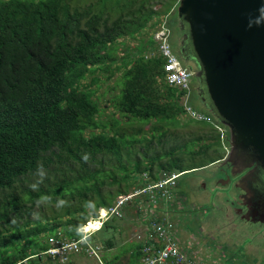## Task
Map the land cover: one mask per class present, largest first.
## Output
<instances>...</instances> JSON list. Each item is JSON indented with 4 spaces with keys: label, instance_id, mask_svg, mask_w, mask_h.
Wrapping results in <instances>:
<instances>
[{
    "label": "trees",
    "instance_id": "trees-1",
    "mask_svg": "<svg viewBox=\"0 0 264 264\" xmlns=\"http://www.w3.org/2000/svg\"><path fill=\"white\" fill-rule=\"evenodd\" d=\"M176 2L0 0V264L39 258L56 229L77 238V228L139 184L142 172L154 178L162 169L181 172L221 158L216 153L222 138L215 131L220 123L209 109L200 111L213 120L195 121L209 126L194 127L188 138L146 155L151 142L172 136L168 130L185 115V90L164 81L152 37ZM134 37L138 43L127 46ZM114 72L118 90L107 102L118 116L110 112L102 121L106 104L92 98L91 85L99 87ZM186 118L184 125L194 124ZM188 141L197 148L186 149ZM136 144L139 158L131 156ZM209 152L215 157L202 165L171 162L175 153ZM41 164L42 181L36 175ZM44 195L51 203L37 204ZM61 199L67 203L58 207ZM87 201L94 209L85 207Z\"/></svg>",
    "mask_w": 264,
    "mask_h": 264
},
{
    "label": "rangeland",
    "instance_id": "rangeland-1",
    "mask_svg": "<svg viewBox=\"0 0 264 264\" xmlns=\"http://www.w3.org/2000/svg\"><path fill=\"white\" fill-rule=\"evenodd\" d=\"M176 5L177 2L173 5L169 13L162 18L159 26H156V30L152 33L154 39L161 33L166 37L169 34L168 32H170L174 39L180 35L179 23L176 17ZM137 43L138 40L136 37L126 39L127 46L134 47ZM119 52L122 53V50H119ZM189 64H192L193 70L196 69L193 68L196 63L189 62ZM117 74V72H114V75L110 79L100 81L99 87H97V85H91V89H93L92 98L98 100L99 105H101V103L106 104L101 109L102 112H100L99 116L102 121H105L110 116V112L118 116L117 113L113 111L110 102H107L118 90V87L114 84V79ZM85 80L89 82L88 77ZM191 84L192 88L189 89L187 95H185V93L182 95L181 103L182 101L185 102L186 100L187 102L191 99L190 103L194 109L204 111V108L202 105H199L195 96V87L198 86V80L195 76L191 77ZM111 86H113V88L110 89L109 87ZM104 99L106 100L104 101ZM186 117L188 116L183 114L180 115L179 124L173 127V129L171 128L168 130V133H173L172 136L167 135L165 139L162 140V143L158 144L154 139L151 142L150 149L146 151V155L149 156L154 152L158 153L160 152V147L164 150L188 138L189 134L196 130L193 129L194 127L199 126L204 128V126L210 125H208V123L205 125L202 122H195L197 120L193 119L192 121H194V124L184 125V121L186 122L187 119ZM135 125L133 126L134 128L136 127ZM219 125L215 127V131H217L222 138L223 146L217 148L218 151L216 154L222 157L225 154V148H227V143L224 140L226 139V128L221 124ZM147 126L148 125L142 126V131L139 135L143 136ZM192 146L193 143L191 141L186 142V149ZM193 148L196 149L197 146L195 145ZM140 150L139 144H136L131 156L133 158H139L137 152ZM211 155L215 157L212 152H209L208 155L203 154L199 156L175 153L172 157L173 161L171 160V162L173 164H179L181 168H188L207 163L213 158ZM219 159L200 167L183 170L174 179V186L172 188L174 200L168 201L173 205L169 209L170 212L167 218L175 226V236L179 247L187 253L194 254L203 264H264V224H246L243 221L236 220L232 216L226 201L232 198L230 197L232 191L230 194L229 187L225 185L226 180L223 178V174L216 171V165ZM160 162H163V160ZM153 171H155L154 166ZM163 171L170 173L176 172L177 169H162V172ZM162 172H157V174H161ZM136 185L138 184L133 185L129 189ZM124 207L125 206H122L120 211L126 208ZM111 219H116V217H112ZM98 233L99 231L97 234ZM132 233L133 230L131 231V229H127L124 232L121 230L119 233L114 234V239L121 241V243H123L122 248H124L129 246L128 244H130V242L127 241L125 243V241L131 238ZM122 248H115L114 253L120 252ZM101 252L102 251L99 250L96 256L86 255L82 252H80L82 254H78L79 256H75L77 253L72 254L74 255H71L73 260L70 261V263L68 261L67 264H111L105 259L106 254L102 253L104 257L100 254ZM135 260L134 256H131L127 264H134ZM26 264H57V262L50 260L43 253L40 254L39 258L32 257Z\"/></svg>",
    "mask_w": 264,
    "mask_h": 264
},
{
    "label": "water",
    "instance_id": "water-1",
    "mask_svg": "<svg viewBox=\"0 0 264 264\" xmlns=\"http://www.w3.org/2000/svg\"><path fill=\"white\" fill-rule=\"evenodd\" d=\"M262 5L264 0H177L176 5L197 66L192 75L200 100L227 129L223 160L232 155L252 160L237 164L232 174L253 161L264 173V20L255 22Z\"/></svg>",
    "mask_w": 264,
    "mask_h": 264
},
{
    "label": "built area",
    "instance_id": "built-area-1",
    "mask_svg": "<svg viewBox=\"0 0 264 264\" xmlns=\"http://www.w3.org/2000/svg\"><path fill=\"white\" fill-rule=\"evenodd\" d=\"M154 40L156 41L155 51L163 59L161 67L164 81L168 85L184 89L187 95L191 71L171 51L164 34L157 35ZM182 106L184 114L189 118L197 121H211L208 114L194 109L186 100L182 101ZM179 174L180 172L177 171L170 173L163 171L151 178L146 172L140 173V183L125 193L116 195L111 204L99 206L96 215L89 217L77 228L80 234L77 238H67L59 230L47 235L45 239L47 248L43 253L50 260L60 264L68 263L70 253L82 251L86 255L96 256L100 245L85 243V238L112 217L121 218L123 210L120 211V208L122 206L134 203L136 210L147 216L148 213L142 211L145 206L148 211H153V207L170 201L173 197L174 179ZM147 219L145 230L133 235L138 245L136 247L139 253L137 264H203L194 254L187 253L179 247L175 236V226L168 218L147 216Z\"/></svg>",
    "mask_w": 264,
    "mask_h": 264
},
{
    "label": "flooded vegetation",
    "instance_id": "flooded-vegetation-1",
    "mask_svg": "<svg viewBox=\"0 0 264 264\" xmlns=\"http://www.w3.org/2000/svg\"><path fill=\"white\" fill-rule=\"evenodd\" d=\"M168 33L169 34L166 36V40L170 45L171 51H174L173 53L178 57L181 63L191 71V75L189 78V89H191V77L193 76L192 71L194 70L192 69V64H189V62L195 64V60L190 55V52L186 47L187 40L184 36H182L183 30L180 28V35L176 39L172 37L170 32ZM196 67L197 66L195 64L193 68ZM199 91L200 87L196 86L195 96L197 98V101L199 102V105H202V107L206 110L208 108H206V105L200 100L201 96L198 95ZM227 134L228 133L226 129L227 148H225V154L219 159L216 165V171H219L223 174V178L226 179L225 185L229 187L230 194L232 191V194L230 195V197L232 198H230V200L225 199L228 203L229 210L236 220L243 221L246 224H264L263 170L260 169V166H258L255 161H253L249 167L243 168L240 172L232 174L234 173V171H236L235 169H237V167H240L236 166L237 164H247L252 160L248 159L247 155L239 157H236L234 155L229 157L226 156L225 160H223L227 151L229 150ZM229 158H231L232 160Z\"/></svg>",
    "mask_w": 264,
    "mask_h": 264
},
{
    "label": "crops",
    "instance_id": "crops-1",
    "mask_svg": "<svg viewBox=\"0 0 264 264\" xmlns=\"http://www.w3.org/2000/svg\"><path fill=\"white\" fill-rule=\"evenodd\" d=\"M171 200H174L173 197ZM169 202L153 207V211H148V209L145 206L142 211L147 212L148 217L150 216L152 218H156V217L159 218L164 216L167 218V215L170 212L169 209L173 205L170 204ZM125 207H124L125 209H123V215L121 218L109 219L105 221V223L98 230L93 231L91 235L87 237L91 244L100 245V250L102 251L100 254L102 255V253H105L106 257L104 256V254L102 256H104L105 259L109 261L111 264H127V261L132 256L133 249L137 244V242L133 238V235L138 231L142 233L145 230L146 223L148 220L146 215L136 210L134 203L127 204ZM127 229L128 230L131 229V231L133 230V233L131 235V238L125 241V243L127 241L130 242V244H128L129 246L122 248L123 243H121V241H119L118 239H114V234L119 233V231L121 230L122 232H124ZM98 231L99 233L97 234ZM119 247L122 248V250L120 252L114 253L115 248H119ZM82 253L78 252L75 256H79L78 254H82ZM72 254L75 253L69 254L68 256L69 263L70 261L73 260L71 257ZM135 259L136 260L134 264H137L139 261V253H137V258Z\"/></svg>",
    "mask_w": 264,
    "mask_h": 264
},
{
    "label": "clouds",
    "instance_id": "clouds-1",
    "mask_svg": "<svg viewBox=\"0 0 264 264\" xmlns=\"http://www.w3.org/2000/svg\"><path fill=\"white\" fill-rule=\"evenodd\" d=\"M259 13H260V16L258 18H256L255 22L256 23H260L261 20H264V5H262L261 9L258 10ZM82 159L87 162L88 159H89V154L85 153L82 155ZM36 175L40 178V181H42V179L44 178V176L46 175L44 169H43V165H39L38 168H37V172H36ZM38 181L37 183H33L32 185H30V187L33 189V190H37V187H38V183L40 182ZM51 203V197L50 196H47V195H44V196H41L39 198V200L37 201V204H40V203ZM66 201L65 200H58L57 201V206L58 207H62V206H65L66 205ZM85 207L88 208V209H94V202L92 201H87L85 203ZM85 243H89V240L88 238H85L84 240Z\"/></svg>",
    "mask_w": 264,
    "mask_h": 264
}]
</instances>
